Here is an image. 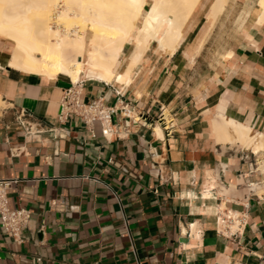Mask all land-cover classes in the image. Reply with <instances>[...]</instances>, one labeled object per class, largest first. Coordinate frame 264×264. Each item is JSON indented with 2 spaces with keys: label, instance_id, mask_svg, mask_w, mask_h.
I'll return each instance as SVG.
<instances>
[{
  "label": "crops",
  "instance_id": "crops-1",
  "mask_svg": "<svg viewBox=\"0 0 264 264\" xmlns=\"http://www.w3.org/2000/svg\"><path fill=\"white\" fill-rule=\"evenodd\" d=\"M213 1L173 53L152 42L130 81L80 75L84 102L133 108L109 136L100 121H60L70 77L11 66L0 37V178L14 180L10 207L31 212L22 243L0 222V264H264V151L216 130L223 115L264 137L263 12L227 0L210 22Z\"/></svg>",
  "mask_w": 264,
  "mask_h": 264
},
{
  "label": "bare ground",
  "instance_id": "bare-ground-1",
  "mask_svg": "<svg viewBox=\"0 0 264 264\" xmlns=\"http://www.w3.org/2000/svg\"><path fill=\"white\" fill-rule=\"evenodd\" d=\"M199 2L0 0V37L12 43L8 63L13 67L50 77L62 74L73 82L82 73L91 72L106 82L117 79L126 83L152 42L170 53L176 50L183 40V28ZM226 3L227 0L213 1L210 22L215 21ZM258 4L264 18V0ZM131 43L135 48L129 51L125 69L116 72L124 47ZM216 130L220 140L238 141L256 153L264 151V137L233 119L221 115L216 120Z\"/></svg>",
  "mask_w": 264,
  "mask_h": 264
},
{
  "label": "built area",
  "instance_id": "built-area-1",
  "mask_svg": "<svg viewBox=\"0 0 264 264\" xmlns=\"http://www.w3.org/2000/svg\"><path fill=\"white\" fill-rule=\"evenodd\" d=\"M53 24L56 26L57 21L55 20ZM116 113H120L125 117H132L133 108L123 99L120 100L119 105L112 106L106 105L102 98L84 102L82 100V82L78 80L76 82L72 81L71 85L64 89L60 100L58 119L60 121H67L72 116H78L90 126L95 121H100L103 133L109 136L115 132L114 125L112 124V115ZM164 127L167 133L170 134L172 124H165L164 120ZM13 182V179L0 178V222L6 233L15 242L22 243L25 241L24 229L31 220V212L22 207H10L8 192ZM58 200H52L51 205L57 207ZM232 219L236 220L237 226H240L244 220L238 217ZM220 224L222 227H226V220L223 219Z\"/></svg>",
  "mask_w": 264,
  "mask_h": 264
},
{
  "label": "rangeland",
  "instance_id": "rangeland-1",
  "mask_svg": "<svg viewBox=\"0 0 264 264\" xmlns=\"http://www.w3.org/2000/svg\"><path fill=\"white\" fill-rule=\"evenodd\" d=\"M22 1L25 2V3H29V2H31V0H22ZM62 8H63V7H62ZM62 8H61V9H62ZM29 14L31 15V12H30ZM262 160H263V157H262ZM262 160H261V161H262ZM261 161H260V163H261ZM260 163H259V166H260ZM258 187H259V186H258ZM250 188H251V186H250Z\"/></svg>",
  "mask_w": 264,
  "mask_h": 264
}]
</instances>
